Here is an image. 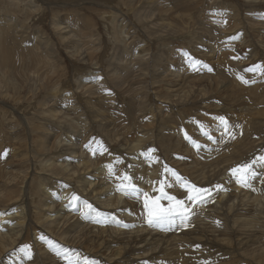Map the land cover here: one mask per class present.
Segmentation results:
<instances>
[{
	"label": "rangeland",
	"instance_id": "374dc122",
	"mask_svg": "<svg viewBox=\"0 0 264 264\" xmlns=\"http://www.w3.org/2000/svg\"><path fill=\"white\" fill-rule=\"evenodd\" d=\"M260 157L264 0H0V264H264Z\"/></svg>",
	"mask_w": 264,
	"mask_h": 264
},
{
	"label": "bare ground",
	"instance_id": "6f19581e",
	"mask_svg": "<svg viewBox=\"0 0 264 264\" xmlns=\"http://www.w3.org/2000/svg\"><path fill=\"white\" fill-rule=\"evenodd\" d=\"M61 29V28H60ZM73 146V145H72ZM72 155L74 154V153H71ZM88 162V161H87ZM86 162V165L88 164ZM221 162V161H220ZM224 162V161H223ZM229 162V161H228ZM214 163V162H213ZM227 163V162H226ZM221 165H222V163H220ZM225 164V163H224ZM214 165V164H213ZM219 165V164H218ZM150 166V165H149ZM87 168V167H86ZM204 169V168H203ZM152 173H154V171H152L151 172V174ZM222 173V172H221ZM149 182V181H148ZM257 184V183H256ZM255 184V185H256ZM228 185V184H227ZM102 186V185H101ZM239 186H241V185H239ZM248 186H251V185H248ZM254 186V185H253ZM253 186L251 187V188H253ZM263 186H264V184H263ZM259 188H260V186H258ZM227 188H228V190H229V187L227 186ZM226 188V189H227ZM238 189H239V187H237ZM243 188V187H242ZM241 188V189H242ZM245 188V187H244ZM250 188V187H249ZM255 188V187H254ZM240 189V192H242V190ZM246 189V191H247V188H245ZM244 189V190H245ZM263 189V188H262ZM261 189V190H262ZM255 190V189H254ZM245 191V192H246ZM222 192V191H221ZM225 192V191H224ZM224 192L222 193V194H224ZM244 192V191H243ZM248 192V191H247ZM253 192V191H252ZM255 192H258V191H255ZM228 193V192H227ZM226 193V194H227ZM231 194V193H230ZM230 194H227V196H229ZM245 194V193H244ZM251 194H253V193H251ZM233 194H231V196H232ZM247 195V194H246ZM218 196V195H217ZM231 196H229V197H231ZM234 196V195H233ZM244 196V195H243ZM259 196H262V195H259ZM258 196V197H259ZM219 198V197H218ZM242 198V197H241ZM254 198H255V196H254ZM250 199V198H249ZM248 199V200H249ZM259 199V198H258ZM262 199V198H261ZM215 200H216V197H215ZM243 200H245V199H243ZM251 200V199H250ZM255 200V199H254ZM217 201V200H216ZM246 201V200H245ZM252 201V200H251ZM243 202V201H242ZM249 202V201H248ZM256 202V201H255ZM135 203V202H134ZM212 204V203H211ZM259 204V203H258ZM263 204V203H262ZM255 205H256V203H255ZM131 206V205H130ZM249 206V205H248ZM259 206H260V204H259ZM206 207V206H205ZM263 207V206H262ZM130 208H132V207H130ZM135 208V204H134V206H133V208H132V210H135L134 209ZM207 208V207H206ZM214 208V207H213ZM246 208V207H245ZM252 208V207H251ZM208 209V208H207ZM207 209H205L204 210V214L203 213H201V214H203V217H207L208 218V215H207V213H209V212H211L210 210H207ZM255 209V208H254ZM261 209V208H260ZM129 210V209H128ZM131 210V209H130ZM245 210V209H244ZM256 210H257V208H256ZM127 211V210H126ZM246 211V210H245ZM18 210H14V211H10L9 212V214H12V213H15V215L16 216H14L13 218L11 217V218H6L5 217V215H1L0 216V225H2V223H4L5 224V226H0V244H2V241L3 240H6L7 238H10V237H12L14 234H15V231L13 232V229L14 228H10V225L13 223V224H15L16 226L17 225H20V223L19 222H15V220L17 219L18 221H20V215L18 214ZM135 212V211H134ZM249 212V211H248ZM260 212V211H259ZM57 213V212H56ZM136 213H138L139 214V211L137 210L136 211ZM251 213H253V212H251ZM250 213V214H251ZM247 214V213H246ZM259 215V214H258ZM243 216V215H242ZM260 216V215H259ZM260 218V217H259ZM257 219V218H256ZM263 219V218H262ZM9 220H10V223L9 224H7L8 222H9ZM241 220V219H240ZM264 220V219H263ZM239 221V220H238ZM106 222L107 221H105V222H101L100 221V223H101V225L104 227L105 226V224H106ZM263 223V222H262ZM22 224V223H21ZM98 229V228H97ZM11 231L13 232V233H11ZM85 232V231H84ZM107 232V230L105 229L103 232L101 231V232H99V234H105ZM201 232V231H200ZM199 232V233H200ZM109 233H111V232H109ZM186 232H170V235H173L172 237H169V235H168V233H164V234H160V233H151V232H149V233H147V236H150L151 237V240L153 241V243L154 242H158V243H161V247H160V249H159V251L161 252V253H165L164 255H170V256H172V255H176V254H179L183 249H186V250H188L189 251V253H194V255H196V257L197 258H203V254L201 253V251H200V249L199 250H194V249H191V248H189L188 247V245H182V250H176V249H173V250H169V249H167L168 247H170V246H168L167 245V243L169 242V243H171L172 242V240L175 242V243H180V242H182V241H184L185 240V236H188L187 234H185ZM113 234V233H112ZM182 235V236H181ZM241 237V236H240ZM243 237V236H242ZM173 238V239H172ZM199 238V237H198ZM170 239H172V240H170ZM201 239V238H200ZM140 241L141 242H143L144 244H145V246L147 245V239H146V237L145 238H141L140 239ZM173 243V242H172ZM264 244V243H263ZM165 245V246H164ZM262 245V244H261ZM165 248H164V247ZM180 246V245H179ZM178 247V246H177ZM260 248H258V250H259ZM165 250V251H164ZM194 250V251H193ZM256 252V251H255ZM172 253H174V254H172ZM209 253V252H208ZM171 259H174V258H171ZM156 260H158V259H156L155 258V260L153 261V262H159V261H156ZM204 260V259H203ZM208 262V261H207ZM204 263V262H203ZM211 263V262H210ZM158 264V263H157ZM159 264H161V262H159ZM205 264V263H204Z\"/></svg>",
	"mask_w": 264,
	"mask_h": 264
},
{
	"label": "snow or ice",
	"instance_id": "6c2138e0",
	"mask_svg": "<svg viewBox=\"0 0 264 264\" xmlns=\"http://www.w3.org/2000/svg\"><path fill=\"white\" fill-rule=\"evenodd\" d=\"M196 63H199V62H196ZM250 70L254 71L255 69H250ZM219 120L221 124H223L225 128H227V121L224 119V117H220ZM259 159L261 161H264V157H260ZM232 172L234 175H236L237 182L244 186H247L248 181L251 178H253L255 175V173L252 171L251 164H244L240 166L239 168L233 169ZM172 175L176 176L178 182H181V183L183 182L182 178L178 177L175 172H173ZM125 179H128V177H125ZM132 191H136L134 186L132 187ZM188 191H189L188 199L192 201L193 203L198 201L200 197L203 196L206 192L205 189L196 188L194 185L190 186L188 188ZM167 199L170 201V206L167 208L161 207L158 203L153 201V206L149 208V223L150 224L163 223L167 220H170L173 216H181L185 219L187 218V210H186L184 201L176 200V198L172 196H168ZM173 201L174 203H171ZM146 206H147V201H146Z\"/></svg>",
	"mask_w": 264,
	"mask_h": 264
}]
</instances>
